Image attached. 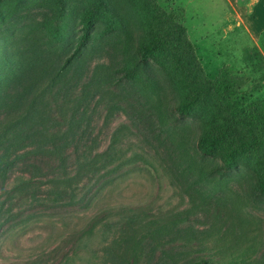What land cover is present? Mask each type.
I'll return each instance as SVG.
<instances>
[{"label": "rangeland", "instance_id": "1", "mask_svg": "<svg viewBox=\"0 0 264 264\" xmlns=\"http://www.w3.org/2000/svg\"><path fill=\"white\" fill-rule=\"evenodd\" d=\"M118 1L138 39L144 14L132 0ZM158 1L186 26L209 77L229 65L253 80L241 96L264 100V34L253 37L242 25L225 24L230 17L222 0ZM73 2L79 7L73 18L80 20L92 0ZM25 12L20 25L61 21L54 4ZM7 28L1 24L0 33ZM125 38L118 26L97 39L62 83L59 98H66L80 120L64 161L50 152L53 146L31 145L0 163V264H62L70 256L74 264H112L115 253L106 246L123 229L122 216L132 214L181 218L180 227L196 239L192 244L199 237L209 247L202 255L213 252L224 262L250 244L239 235L256 238L261 248L248 260L257 262L264 255V195L256 187L257 172L245 163L227 169L219 156L201 154L204 115L178 112L179 92L152 60L142 62V75L158 80L161 103L150 88L126 77ZM67 49L52 55L56 65ZM65 176L74 192L61 189ZM99 219L105 225L77 254L79 237ZM221 245L228 254H216ZM147 264H157L156 256Z\"/></svg>", "mask_w": 264, "mask_h": 264}, {"label": "trees", "instance_id": "2", "mask_svg": "<svg viewBox=\"0 0 264 264\" xmlns=\"http://www.w3.org/2000/svg\"><path fill=\"white\" fill-rule=\"evenodd\" d=\"M73 1L0 0V27L8 24L7 33H0V163L31 145L53 146L50 152L64 161L65 149L80 120L66 98H59L62 83L71 78L72 69L81 64L91 44L122 26L126 34L125 76L141 82L143 89L150 88L161 103L160 84L156 78L142 75V62L152 60L161 65L179 92L178 112L204 115L198 141L201 154L219 156L227 169L240 163L252 165L257 172V190L264 195V100L241 96L253 81L251 76L225 65L214 78L209 77L186 26L158 0H132L144 14L138 39L118 0H92L80 20L73 18L79 9ZM53 4L58 6L61 20L56 25L48 21L20 25L25 10ZM105 18L108 21L100 27ZM59 49H67V53L56 65L52 55ZM84 96L86 93L79 98L80 103ZM62 179L66 180L61 181V189L74 192L68 177ZM122 219L127 228L124 224L106 246L115 253L112 264H147L155 256L157 264H264L263 253L257 262L248 260L261 248L256 238L239 235L250 244L235 249L224 262L214 259L211 251L202 255L209 247L199 237V244H192L196 239L180 227L181 218L145 220L132 214ZM102 225L99 219L85 229L77 254L88 247L89 238ZM176 241H185V245L176 248ZM228 251L221 245L216 254ZM75 259L70 256L62 264H74Z\"/></svg>", "mask_w": 264, "mask_h": 264}, {"label": "crops", "instance_id": "3", "mask_svg": "<svg viewBox=\"0 0 264 264\" xmlns=\"http://www.w3.org/2000/svg\"><path fill=\"white\" fill-rule=\"evenodd\" d=\"M226 4L227 23L242 25L248 34L260 36L264 31V0H222ZM224 24V25H225Z\"/></svg>", "mask_w": 264, "mask_h": 264}]
</instances>
